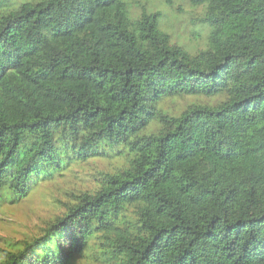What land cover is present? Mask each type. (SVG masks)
<instances>
[{
    "label": "trees",
    "instance_id": "trees-1",
    "mask_svg": "<svg viewBox=\"0 0 264 264\" xmlns=\"http://www.w3.org/2000/svg\"><path fill=\"white\" fill-rule=\"evenodd\" d=\"M177 1L0 0V215L108 167L0 264H264V0Z\"/></svg>",
    "mask_w": 264,
    "mask_h": 264
},
{
    "label": "rangeland",
    "instance_id": "rangeland-1",
    "mask_svg": "<svg viewBox=\"0 0 264 264\" xmlns=\"http://www.w3.org/2000/svg\"><path fill=\"white\" fill-rule=\"evenodd\" d=\"M24 0H13L18 3ZM174 9H165L162 27L174 38L187 47H194L197 36L190 30L191 23L197 20L199 11L193 12L185 0H178ZM180 8H179V7ZM202 99L188 98L183 101L171 100L165 102L166 111H177L184 104L201 102ZM108 168L106 163L94 162L85 167L74 168L67 176L57 178L53 182L41 184L17 205L6 206L0 215V248H9L23 239L38 233L43 223L54 218L63 210L61 202L70 201V193L75 190L94 191L99 186L100 177L97 172ZM61 201V202H58ZM90 254L77 258L72 264H91Z\"/></svg>",
    "mask_w": 264,
    "mask_h": 264
}]
</instances>
